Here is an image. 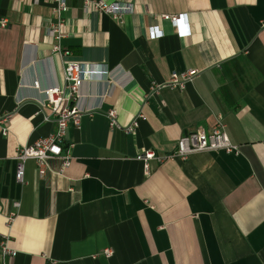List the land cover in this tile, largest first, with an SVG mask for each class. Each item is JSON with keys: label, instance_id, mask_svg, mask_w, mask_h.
Here are the masks:
<instances>
[{"label": "crops", "instance_id": "crops-1", "mask_svg": "<svg viewBox=\"0 0 264 264\" xmlns=\"http://www.w3.org/2000/svg\"><path fill=\"white\" fill-rule=\"evenodd\" d=\"M102 1L119 5L118 20L66 0L61 58L51 0H0V117L11 114L0 126V241L16 251L0 264H264V0ZM67 60L91 66L74 103L88 113L66 129L70 165L51 159L41 177L29 160L19 185L17 150L53 133L39 105ZM187 70L199 74L183 91L150 95ZM109 110L122 129L142 118L125 134L110 130ZM219 116L237 155L198 152L148 172L137 160L173 152Z\"/></svg>", "mask_w": 264, "mask_h": 264}, {"label": "built area", "instance_id": "built-area-1", "mask_svg": "<svg viewBox=\"0 0 264 264\" xmlns=\"http://www.w3.org/2000/svg\"><path fill=\"white\" fill-rule=\"evenodd\" d=\"M53 10V20L47 21L48 32L54 41L52 53L57 54L61 58H69L70 52L63 49L60 42L63 38V29L66 22L63 14L67 11L66 0H51ZM84 8L93 10L94 12L110 15L113 19L118 20L121 16L118 4H107L102 0H83ZM163 19H170L176 22L179 19L175 17L163 16ZM0 27H7V21L1 20ZM90 67L77 61H64L63 68V85L53 86L43 90L44 101L39 105L40 111L44 114V120L50 122V118L55 122L53 133L44 138L34 141L32 144L22 146L17 150L14 158L16 162L15 181L17 184H24L25 163L29 160L33 161L38 168L39 175L43 177L48 171V161L55 158L62 160V169L70 165L71 158L69 156V148L64 149V139L68 124H73L75 129H79L80 118L87 111H81L74 106L75 101L79 97V91L82 84L89 79ZM199 74L198 70H187L182 73L173 72L170 79L160 85L151 88V94H155L159 89L167 87L179 92L183 91L186 85L191 83ZM34 87L38 88V83H34ZM108 120L110 130L119 129L125 134L132 133L137 127L138 120L141 115L133 119L130 126L125 129L119 127L116 121V112L109 110L105 113ZM11 114L0 117V126L2 133L5 134ZM224 152L226 154L237 155L239 147L233 145L227 136L226 126L221 117H217L216 123L210 132L206 133L197 130L180 137L175 145V150L169 154L158 155L151 150L144 151L139 154L137 160L143 163L146 172L149 171V163L155 161L162 164L170 160H185L190 154L198 152ZM15 208L20 206L19 202L13 204ZM13 216V215H12ZM0 254L2 257L16 256V251L9 247V239L4 236L0 241ZM106 257L111 254L104 253Z\"/></svg>", "mask_w": 264, "mask_h": 264}]
</instances>
